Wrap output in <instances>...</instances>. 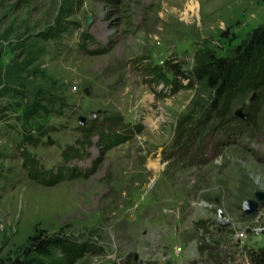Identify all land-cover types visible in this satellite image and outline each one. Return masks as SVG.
<instances>
[{
    "label": "rangeland",
    "instance_id": "1",
    "mask_svg": "<svg viewBox=\"0 0 264 264\" xmlns=\"http://www.w3.org/2000/svg\"><path fill=\"white\" fill-rule=\"evenodd\" d=\"M263 25L264 0H0V264L39 235L86 249L49 264H251L264 84L196 70Z\"/></svg>",
    "mask_w": 264,
    "mask_h": 264
},
{
    "label": "trees",
    "instance_id": "2",
    "mask_svg": "<svg viewBox=\"0 0 264 264\" xmlns=\"http://www.w3.org/2000/svg\"><path fill=\"white\" fill-rule=\"evenodd\" d=\"M44 38L50 35L42 33ZM54 36V35H53ZM176 77L183 76L184 73L174 67ZM199 81L206 80L209 86L214 89L219 97H224L232 93L243 82L246 88L258 90L264 84V25L253 31L247 41L236 49L234 57L231 58H211L196 70ZM111 135H101L109 147H113L130 140L133 135L130 125H125L123 131L114 130L120 119H112ZM75 175V174H73ZM55 179L44 183H54ZM59 249L68 260H75L83 255L86 250L83 246L69 243L63 238H43L35 236L31 238V245L28 261H18L14 264H49L44 259L51 258L53 249ZM43 258V259H42ZM251 264H264V247L250 252Z\"/></svg>",
    "mask_w": 264,
    "mask_h": 264
},
{
    "label": "water",
    "instance_id": "3",
    "mask_svg": "<svg viewBox=\"0 0 264 264\" xmlns=\"http://www.w3.org/2000/svg\"><path fill=\"white\" fill-rule=\"evenodd\" d=\"M91 23H92V18L91 17L86 18L85 26L89 27ZM260 196H262V195H260ZM245 206L248 207V208H251V209L253 208L254 209L257 206V202L246 201Z\"/></svg>",
    "mask_w": 264,
    "mask_h": 264
},
{
    "label": "built area",
    "instance_id": "4",
    "mask_svg": "<svg viewBox=\"0 0 264 264\" xmlns=\"http://www.w3.org/2000/svg\"><path fill=\"white\" fill-rule=\"evenodd\" d=\"M257 231L262 233L264 231V228H260Z\"/></svg>",
    "mask_w": 264,
    "mask_h": 264
},
{
    "label": "bare ground",
    "instance_id": "5",
    "mask_svg": "<svg viewBox=\"0 0 264 264\" xmlns=\"http://www.w3.org/2000/svg\"><path fill=\"white\" fill-rule=\"evenodd\" d=\"M192 4V3H191ZM192 8V7H191Z\"/></svg>",
    "mask_w": 264,
    "mask_h": 264
}]
</instances>
